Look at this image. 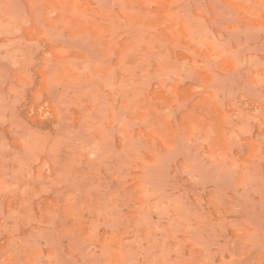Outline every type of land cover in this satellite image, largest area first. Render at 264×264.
I'll list each match as a JSON object with an SVG mask.
<instances>
[{"label": "rangeland", "instance_id": "1", "mask_svg": "<svg viewBox=\"0 0 264 264\" xmlns=\"http://www.w3.org/2000/svg\"><path fill=\"white\" fill-rule=\"evenodd\" d=\"M0 264H264V0H0Z\"/></svg>", "mask_w": 264, "mask_h": 264}]
</instances>
